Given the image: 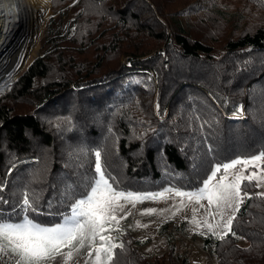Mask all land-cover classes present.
<instances>
[{
    "label": "trees",
    "instance_id": "trees-1",
    "mask_svg": "<svg viewBox=\"0 0 264 264\" xmlns=\"http://www.w3.org/2000/svg\"><path fill=\"white\" fill-rule=\"evenodd\" d=\"M224 6L77 0L66 30L51 18L41 54L0 98V215L19 218L28 192L31 218L59 222L93 178L97 149L120 189L145 193L196 190L213 163L264 151V20ZM247 191L232 224L242 238L202 235L219 264H264V192ZM120 239L106 264H183L176 244L150 259L129 231Z\"/></svg>",
    "mask_w": 264,
    "mask_h": 264
},
{
    "label": "snow or ice",
    "instance_id": "snow-or-ice-1",
    "mask_svg": "<svg viewBox=\"0 0 264 264\" xmlns=\"http://www.w3.org/2000/svg\"><path fill=\"white\" fill-rule=\"evenodd\" d=\"M240 111L242 112L243 109L241 108ZM208 151L211 154L214 150L209 147ZM102 152L103 149L92 151L93 178L83 192L73 195L68 211L59 214L60 223L43 226L31 219L29 213L39 212L37 200L34 194L30 196L28 192L22 193L19 206L22 218L19 221H12L0 215V253L10 252L17 258L16 264H52L58 256L71 258L73 250L84 248L87 241L89 246L95 249V264H106L105 260H102V255L106 257L107 262H112L114 249L123 250L124 245L113 243L114 238L104 235V232L109 230L108 225L118 224L116 213L124 211V204L120 201L134 204L163 197L164 192L136 194L120 189L119 182L108 172L106 154L105 159L102 160ZM262 159H264V151L250 158L237 157L227 162L213 163L201 187L193 191L176 190L175 194L181 197L207 199L210 205L215 204L226 231L221 235L208 225L209 231L221 240L225 239L228 233L236 237V233L232 230L235 213L244 200L252 199L247 188L260 187V182L264 181V175L258 176L255 170V162ZM249 165L253 166V170L245 176L240 169ZM237 166L240 168L237 169ZM234 169L236 171L230 172ZM218 174L220 179L215 180ZM229 175L232 176V180L225 183ZM244 180L248 183L242 185ZM164 191H172V189L168 188ZM259 195L264 197V193ZM0 202L5 201L0 198ZM228 210L232 211V215L227 214ZM13 211L15 212L16 209L14 208ZM154 211L155 209H147L146 213L151 214ZM65 247L70 249L67 253L62 251ZM88 254L91 256L92 252L89 251Z\"/></svg>",
    "mask_w": 264,
    "mask_h": 264
},
{
    "label": "rangeland",
    "instance_id": "rangeland-1",
    "mask_svg": "<svg viewBox=\"0 0 264 264\" xmlns=\"http://www.w3.org/2000/svg\"><path fill=\"white\" fill-rule=\"evenodd\" d=\"M55 0H49V15L45 22L43 32L38 39V50L32 60L27 64V66L16 76L14 81L10 83V87L0 94V98L4 95L8 94L19 76L23 74V72L28 68V66L33 62V60L39 56L42 52V48L44 42H46V29L47 23L51 18L56 19L57 26L62 27L63 30H66L70 25L71 11H68L69 8L76 3L77 0H72L64 6L56 9L53 6ZM59 1V0H57ZM218 5L225 4V9H228L229 12L237 11L241 12V9L246 10V13L243 14L245 16L246 21L253 20L257 22V20H264V7H259L257 4H250L247 9L244 7L247 4V0H215ZM264 1V0H262ZM60 5V4H59ZM61 11H66L65 14H60ZM198 27H203L202 23L198 24ZM219 29L220 38L227 35L228 30L233 28L232 25H217L216 27ZM73 30L71 31V33ZM242 105L238 106V109H241ZM243 116L244 111L234 113L233 115ZM240 166H237L239 169ZM243 171L245 176H248L249 171L253 170V166L249 165L244 169H240ZM255 170L257 171V175H264V159L261 161L255 162ZM236 171L230 170V172ZM219 174L215 178V180H219ZM232 180V176L229 175L225 183H228ZM247 180H244L245 182ZM242 182V184H243ZM255 182V181H254ZM255 192L261 193L264 192V181L260 182V187H254ZM136 194H149L145 192L139 191H128ZM163 197H158L153 200H144L143 202H135L128 203L126 201L121 200L120 203L124 204V211L117 212V223H112L108 225V231L104 232V235H110L113 237V243L119 244L121 241V237L125 236L126 231H129L137 241L135 245L140 248L141 252L147 254V257L151 259V255L160 256L164 249L168 246V236L164 234L165 228H163L166 223L172 226L174 224L178 225L181 222L186 223V230L182 233L184 238H178L176 244L179 246L177 251L174 253L175 258H180V254L183 253L186 256V261L184 264H219L217 260L214 259L211 251L209 249L204 248L202 235L213 234V232L209 231L208 225H211L213 230L216 233L224 234L226 229L223 227V221H221L220 216L217 214L218 209L215 204H209L207 199H198V198H190V197H181L176 195V191H167L164 190ZM248 192V191H247ZM160 193V192H159ZM249 194L251 192H248ZM242 204V203H241ZM240 204V206H241ZM239 206V209H240ZM147 209H155V211L151 214H147ZM239 211V210H238ZM238 211L235 213L237 215ZM39 213V212H38ZM211 213V214H210ZM35 214V213H34ZM228 215H232V211L228 210ZM30 215V213H29ZM6 217V216H4ZM13 219L12 221H19L22 217ZM31 218V216H29ZM61 218V217H60ZM227 216L225 217V219ZM33 219V217L31 218ZM34 220V219H33ZM39 223L38 221L34 220ZM206 221V223H205ZM61 219H59L60 223ZM39 224L43 226H51L54 224L53 219H49L46 222H40ZM161 233L164 235L161 236ZM97 246L99 245V240L96 241ZM70 249L65 247L62 248L64 253H67ZM89 251L92 252V255L89 256ZM181 251V252H180ZM156 252L157 255H154ZM95 249L91 248L88 242H85V247L80 248L78 251L73 250V255L71 258L67 256L56 257L52 264H95ZM154 255V256H153ZM16 257L13 256L10 252L0 253V264H16ZM102 260L106 261V257L102 255Z\"/></svg>",
    "mask_w": 264,
    "mask_h": 264
},
{
    "label": "bare ground",
    "instance_id": "bare-ground-1",
    "mask_svg": "<svg viewBox=\"0 0 264 264\" xmlns=\"http://www.w3.org/2000/svg\"><path fill=\"white\" fill-rule=\"evenodd\" d=\"M48 11L49 0H0V94L37 53Z\"/></svg>",
    "mask_w": 264,
    "mask_h": 264
},
{
    "label": "built area",
    "instance_id": "built-area-1",
    "mask_svg": "<svg viewBox=\"0 0 264 264\" xmlns=\"http://www.w3.org/2000/svg\"><path fill=\"white\" fill-rule=\"evenodd\" d=\"M237 115V114H236ZM240 116V115H239ZM173 225V224H172ZM170 224H167L163 227L165 228V231H164V234H166L168 236V246L164 249V251H166L167 249L169 250V248H171L170 246H173L176 244L177 242V239L178 238H184L182 236V233L184 232V230H186V223L185 222H181L180 221V224L176 225L174 224L175 226H172ZM187 231V230H186ZM163 233H161V236L164 235ZM177 245V244H176ZM176 247H179L178 245ZM178 249V248H177ZM181 252V251H180ZM154 255H157L156 252L154 253ZM153 255V256H154ZM180 255V258H177L180 262H182L183 260V264L184 262L186 261V256L181 253ZM152 257V255H151ZM178 257V256H177Z\"/></svg>",
    "mask_w": 264,
    "mask_h": 264
}]
</instances>
